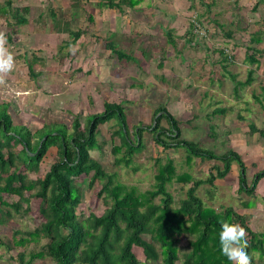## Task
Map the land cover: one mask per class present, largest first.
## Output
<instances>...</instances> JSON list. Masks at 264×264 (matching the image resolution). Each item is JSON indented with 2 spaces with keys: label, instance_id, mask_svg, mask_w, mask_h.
Returning a JSON list of instances; mask_svg holds the SVG:
<instances>
[{
  "label": "rangeland",
  "instance_id": "1",
  "mask_svg": "<svg viewBox=\"0 0 264 264\" xmlns=\"http://www.w3.org/2000/svg\"><path fill=\"white\" fill-rule=\"evenodd\" d=\"M48 1L40 0L42 5L27 16V25L12 29L6 24L1 26L0 31L12 35L8 46L16 66L0 84V103L10 104L17 123L27 125L33 132L50 123L64 122L70 127L75 115L84 122L88 115L103 111L105 102H124L134 139L135 128L150 126L156 110L164 105L182 121L183 138L215 153L231 149L240 153L249 183L254 173L264 168V138L249 129L251 123L264 129V99L261 97V103L255 99L264 86V41L255 45L263 53L257 55L260 65L246 62L251 35L264 31V0H138L135 7L124 6L122 12L99 7L102 0ZM258 1L261 4L254 11ZM191 25L195 37L187 34ZM61 28L85 33L74 41L68 32L59 31ZM228 30L232 37L226 35ZM168 31L175 45L170 43ZM109 42L137 61L121 63L107 48ZM220 50L232 59L221 62ZM250 69L255 70L254 81L239 88L236 97L231 75L245 81ZM225 107L229 108L225 115L212 116L215 108ZM115 124L113 119L99 126L100 148L92 150L91 155L108 173H115L118 182L138 193L152 189L158 157L162 163L172 159L179 173L188 172L195 179H206L211 167L218 164L196 158L188 165L184 148L164 150L146 130L143 148L134 156L132 165H115L112 148L114 143L119 144L118 137L113 139ZM161 125L169 127L166 120ZM56 153L55 147L50 148L40 175L49 170ZM78 185L82 191L79 214L101 215L107 205L97 196L100 185L90 186L86 177ZM215 185V191L210 185L198 190L207 206L217 210L232 206L247 215L252 229L264 232V179L252 195L239 193V167L234 164L230 175L218 179ZM188 188L189 184L178 183L168 187L175 198L174 206L186 197ZM245 202L252 206L245 208ZM29 204L27 213L0 225V240L4 242L0 245V264L9 261L7 244L14 231H34L45 222L44 202L30 199ZM145 239L150 240L149 236ZM188 241L184 238L179 244L182 259L191 250ZM44 243L45 240L30 241L14 248L11 254L25 249L38 251ZM134 253L142 263L145 261L142 249L135 247ZM256 260L264 264L258 254ZM34 264L42 263L36 260Z\"/></svg>",
  "mask_w": 264,
  "mask_h": 264
},
{
  "label": "trees",
  "instance_id": "2",
  "mask_svg": "<svg viewBox=\"0 0 264 264\" xmlns=\"http://www.w3.org/2000/svg\"><path fill=\"white\" fill-rule=\"evenodd\" d=\"M138 3V0H102L98 6L122 12L124 6L133 8ZM260 4L258 1L254 11ZM30 11L28 6L16 7L14 0H5L0 5V30L3 20L10 29L28 24ZM89 18L92 23L93 16ZM193 29L194 25H191L187 34L195 37ZM62 31L72 35L74 41L85 33L67 28H62ZM5 35L7 44H11V33L8 31ZM167 35L170 43L175 45L171 32L168 31ZM226 35L232 37V31L228 30ZM249 41L251 45L246 48V62L259 66L258 56L263 53L255 45L264 41V31L253 33ZM107 48L121 63L137 61L113 42L107 43ZM220 53L221 62L232 59L225 55V51L220 50ZM31 69L29 65L30 73ZM254 75V69L248 71L245 81H238L235 75H231L236 97L239 96V88L253 83ZM261 90L262 94L255 96L259 103L262 102L261 97L264 99V86ZM228 111L226 107L215 108L211 114L225 115ZM80 118V115H75L70 127L64 122L50 123L33 132L27 125L14 120L9 103H0V225H7L27 213L30 199L44 202L45 217L44 224L34 231L12 233V240L7 244V264H34L36 260L42 264H232L221 253L219 233L222 220L238 222L246 229L247 251L252 256V264H258L257 254L264 261V232L252 229L247 215L232 206L217 210L207 206L198 196V190L204 185L212 186V191H215V182L226 179L234 164L239 167V193L252 195L264 179V168L255 172L249 183L247 166L240 153L234 149L215 153L183 138L182 121L164 105L156 110L150 126L135 128L134 139H131L124 102H105L103 111L88 115L84 122ZM113 119L116 120L113 139L119 138V144L114 143L112 148L115 165H132L134 156L143 148L142 135L146 130L164 150L184 148L188 165L196 158L218 164L211 167L206 179H195L188 172L179 173L172 159L162 163L158 157L156 163L159 166L152 189L138 193L118 182L116 174L108 173L91 155L92 150L100 148L97 139L99 126ZM162 120L168 122V128L161 125ZM191 120L189 118L188 122ZM249 129L252 134L264 138V129L254 123L249 125ZM52 147L57 149L55 160L49 170L40 175L43 160ZM84 177L89 179L90 186L98 183L101 187L97 196L104 199L107 208L99 216L94 213L85 216L78 212L82 202L78 182ZM173 183L189 184L186 197L178 206H174L175 198L168 189ZM243 206L250 208L252 203L245 202ZM184 238L189 239L191 250L182 259L179 244ZM40 240H45V243L38 251L25 249L11 254L16 247ZM0 245H4L1 240ZM135 247L142 249L143 263L135 255Z\"/></svg>",
  "mask_w": 264,
  "mask_h": 264
},
{
  "label": "clouds",
  "instance_id": "3",
  "mask_svg": "<svg viewBox=\"0 0 264 264\" xmlns=\"http://www.w3.org/2000/svg\"><path fill=\"white\" fill-rule=\"evenodd\" d=\"M15 66V57L9 50L7 37L0 31V84L5 82L6 76ZM220 223L222 230L219 233V242L222 255L232 264H252V256L247 251L249 244L246 229L238 222L222 220Z\"/></svg>",
  "mask_w": 264,
  "mask_h": 264
},
{
  "label": "crops",
  "instance_id": "4",
  "mask_svg": "<svg viewBox=\"0 0 264 264\" xmlns=\"http://www.w3.org/2000/svg\"><path fill=\"white\" fill-rule=\"evenodd\" d=\"M4 1H5V0H0V5L3 4ZM22 1H24V3H22ZM45 1H47V3H50L48 0H45ZM51 1H55V0H51ZM41 5H42V2L40 3V0H38V3H37L36 0H14V6H16V7H25V6L30 7V9H31L30 14L32 13L33 10L38 9V8H36V7H40ZM108 9H109V8H108ZM51 11H52V10H51ZM41 15H42V13H41L39 16H41ZM51 15H52L53 20L56 19V18H55V15H54V13H53V11L51 12ZM28 20H29V19H28ZM54 22H55V20H54ZM56 22H57V20H56ZM28 23H29V21H28ZM57 23H58V22H57ZM2 24H6V22L3 20V21L1 22V26H2ZM26 25H27V24H26ZM1 28H2V27H1ZM59 31H62V28L59 29ZM63 32H64V31H63ZM238 97H239V96H238Z\"/></svg>",
  "mask_w": 264,
  "mask_h": 264
},
{
  "label": "built area",
  "instance_id": "5",
  "mask_svg": "<svg viewBox=\"0 0 264 264\" xmlns=\"http://www.w3.org/2000/svg\"><path fill=\"white\" fill-rule=\"evenodd\" d=\"M197 23V22H196Z\"/></svg>",
  "mask_w": 264,
  "mask_h": 264
},
{
  "label": "water",
  "instance_id": "6",
  "mask_svg": "<svg viewBox=\"0 0 264 264\" xmlns=\"http://www.w3.org/2000/svg\"><path fill=\"white\" fill-rule=\"evenodd\" d=\"M160 115V114H159Z\"/></svg>",
  "mask_w": 264,
  "mask_h": 264
}]
</instances>
